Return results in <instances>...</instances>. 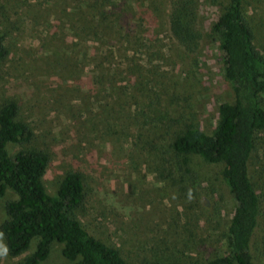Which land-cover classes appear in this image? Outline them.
<instances>
[{
	"label": "rangeland",
	"instance_id": "obj_1",
	"mask_svg": "<svg viewBox=\"0 0 264 264\" xmlns=\"http://www.w3.org/2000/svg\"><path fill=\"white\" fill-rule=\"evenodd\" d=\"M1 1L9 13L0 28L10 52L0 63V103L15 99L33 130L32 144L48 151L47 190L54 191L66 170H80L87 191L81 221L130 263L178 257L185 264H200L221 253L236 210L230 191L217 180L210 192L202 181L191 197L190 190L161 179L148 152L151 139L159 137L150 138L157 114L147 108L152 97L147 83L156 79L154 90L169 86L171 93H183L201 127H215L218 102L233 98L223 77L219 40L204 36L198 54L186 55L169 33L170 0H106V9L113 8L121 20L99 42L71 28L73 14L88 0ZM196 1L198 27L205 35L219 6ZM243 6L256 44L264 48V0H244ZM128 60L142 65L143 72L106 76L117 82L115 91L96 84L100 62L106 67ZM138 73L142 84L134 85ZM178 110L173 106L169 113ZM131 114L133 124L127 121ZM262 140L253 153V168H264V135ZM200 173L204 176L205 169ZM12 195L8 191L5 198ZM4 217L0 199V222ZM260 225L264 228V218ZM34 246L32 241L26 253ZM26 253L9 257L0 237V264H16ZM44 264L70 262L54 244Z\"/></svg>",
	"mask_w": 264,
	"mask_h": 264
},
{
	"label": "trees",
	"instance_id": "obj_2",
	"mask_svg": "<svg viewBox=\"0 0 264 264\" xmlns=\"http://www.w3.org/2000/svg\"><path fill=\"white\" fill-rule=\"evenodd\" d=\"M105 1L88 0L86 6L78 7L71 25L77 36L93 35L99 42L115 28L121 17L117 18L113 8L107 10ZM210 1L219 6V13L205 35L198 27L196 0H170L168 29L186 55L198 54L204 36L219 40L223 77L231 84L233 98L218 102L217 124L204 130L183 93H171L169 86L154 90L157 81L151 79L147 91L152 97L147 108L157 115L150 138L154 134L159 137L151 139L155 148L149 144L152 150L148 152L161 179L180 186L184 192L190 190L191 197L205 181L210 192L218 183L223 184L235 201L224 249L200 264H264V228L260 225L264 218V168H253V153L264 135V48L256 44L244 0ZM8 20L7 5L0 0V23ZM9 52L6 32L0 28V63ZM99 69L96 84L115 91L117 82L106 76L118 71L131 76L144 68L128 60L106 67L100 62ZM137 79L134 85H141L139 73ZM163 99L165 106L160 105ZM173 106L179 110L170 114ZM139 113L143 114L144 108ZM133 115L127 118L131 124ZM33 138L17 101L4 99L0 103V199H4L5 217L0 222V237L9 257L26 253L35 241L33 251L16 264H44L54 244L61 246V254L70 264H185L178 257L130 263L117 246L97 238L79 216L87 202L82 172L66 170L50 193L45 186L50 155L33 145ZM8 191L13 193L10 199L5 198Z\"/></svg>",
	"mask_w": 264,
	"mask_h": 264
}]
</instances>
